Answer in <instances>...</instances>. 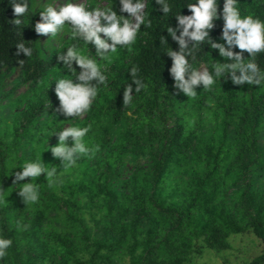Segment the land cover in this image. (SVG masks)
<instances>
[{
  "label": "trees",
  "instance_id": "1",
  "mask_svg": "<svg viewBox=\"0 0 264 264\" xmlns=\"http://www.w3.org/2000/svg\"><path fill=\"white\" fill-rule=\"evenodd\" d=\"M191 2L168 0L164 15L155 0H146L135 41L104 61L107 85L98 86L84 117L72 119L58 111L55 81L74 79L58 54L76 43L87 55L89 45L70 33L57 46L42 42L34 30L42 3L29 0L17 26L9 0H0V237L12 240L0 264H191L205 247L229 250L232 235L242 233L260 241L249 264H264V82L217 79L209 89L198 85L191 97L174 87L166 51L179 45L167 27H176L177 13L191 14ZM223 3L218 0V13ZM109 5L120 14L119 0ZM238 7L242 16L264 21V0H238ZM222 27L221 17L210 30L212 40L223 43ZM21 41L31 56L17 55ZM192 55L189 63L197 69L230 62L206 42ZM244 58H250L246 51ZM254 58L264 72V52ZM133 66L144 85L138 93L128 71ZM18 69L14 87L5 90ZM126 84L133 85V97L125 105ZM66 126H90L82 139L99 147L63 170L50 149L58 144L53 132ZM25 161L58 172L51 187L45 173L33 178L35 203L26 204L13 183Z\"/></svg>",
  "mask_w": 264,
  "mask_h": 264
},
{
  "label": "clouds",
  "instance_id": "2",
  "mask_svg": "<svg viewBox=\"0 0 264 264\" xmlns=\"http://www.w3.org/2000/svg\"><path fill=\"white\" fill-rule=\"evenodd\" d=\"M155 2L161 6L164 15L170 12L168 0ZM9 3L15 17L12 23L18 26L29 9V0H9ZM119 5L120 14L110 5L89 8L83 0H66L58 6L47 3L41 8V19L34 24L37 34H50L55 37L64 31L67 25L66 30L70 32L72 39L82 41L85 45L91 44L95 49V58L84 54L76 43L68 46L62 54H58L63 68L74 76V79L61 77L55 81L54 91L59 100L58 111L67 117H82L97 97L98 86L107 85V77L103 71L105 65L97 61L110 63L111 54L117 51V47L130 46L135 41L141 25L145 23L146 0H119ZM186 6L191 14L177 13L176 27H167L168 34L179 45L178 51L172 48L166 51L172 59L169 71L174 79V87L191 97L196 95L198 85L209 89L215 80L222 78H230L236 85L248 83L261 86L264 82V72L254 57L257 53L264 52V21L252 15L242 16L238 0H224L221 13H218V0H192ZM123 13H127V16ZM221 17L223 27L220 39L223 43L212 40L209 34L214 27V21ZM201 42L208 43L212 49L218 50L220 57L230 62L217 61L211 70L203 66L199 69L192 67L189 60L193 59V49L196 45H201ZM161 43H167L163 36ZM16 48L17 55L22 52L29 57L32 54L31 47L23 41L17 43ZM233 48L242 51H234ZM244 51L250 54V58H244ZM22 62L23 60L19 61L20 64ZM74 64L79 67V71ZM128 71L135 84V93L140 92L144 85L136 78L137 68L133 66ZM132 93L133 85L126 84L123 92L125 105L132 100ZM89 128L90 126H66L58 132H53L58 136V144L52 146L50 151L54 157L60 158L63 170L74 166L82 155L86 156L98 150V145L89 147L82 139L89 132ZM69 137L73 141L71 145L66 143ZM20 168L21 170L14 174L13 183L20 185L18 194L26 204L35 203L39 198L38 183H31L33 178L45 173L51 187V178L58 174L56 167L46 170L37 161H25ZM27 177H31V180L17 183ZM11 244L10 238L0 237V257L6 254Z\"/></svg>",
  "mask_w": 264,
  "mask_h": 264
},
{
  "label": "rangeland",
  "instance_id": "3",
  "mask_svg": "<svg viewBox=\"0 0 264 264\" xmlns=\"http://www.w3.org/2000/svg\"><path fill=\"white\" fill-rule=\"evenodd\" d=\"M39 2L42 3L41 6H44L47 3H54L55 6H58L59 3H64L66 2V0H39ZM83 2L88 7H94L96 5H100L101 7H104L109 5V0H83ZM40 19L41 17H39V20ZM67 28L68 26L66 25L65 30L58 33L57 36L55 37L50 36V34L48 35L38 34V35L40 36L42 42L49 40V43L51 45L57 46L60 45V43L63 40L67 39L70 33L69 31L66 30ZM86 53L88 56H92L93 58H95L94 56L95 49L91 44H89V46L87 47ZM99 62L104 64V61H99ZM201 66L207 68L205 64H201ZM19 72L20 69H18L14 75L6 79L5 90L8 91L14 87L15 79L19 76ZM27 88H28L27 85L19 87L15 91V95L18 96L26 92ZM84 116L85 114H83L82 117ZM8 121H10V119H8ZM169 123L171 124V121ZM131 169H132V164H128L126 171L127 173L125 175H127ZM231 243H232V247L229 250H225L222 252H217L213 248L205 247L203 249V252L193 259L191 264H249L251 259L254 256H256L261 249L260 241L253 233H242V234L232 235ZM121 264H130V263L129 260H126L123 261Z\"/></svg>",
  "mask_w": 264,
  "mask_h": 264
}]
</instances>
